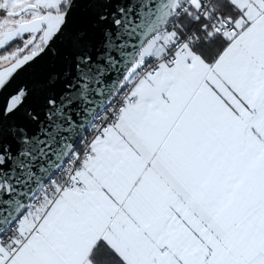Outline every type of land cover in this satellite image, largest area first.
<instances>
[{
	"label": "snow or ice",
	"instance_id": "snow-or-ice-1",
	"mask_svg": "<svg viewBox=\"0 0 264 264\" xmlns=\"http://www.w3.org/2000/svg\"><path fill=\"white\" fill-rule=\"evenodd\" d=\"M0 50V264H264V0H0Z\"/></svg>",
	"mask_w": 264,
	"mask_h": 264
},
{
	"label": "water",
	"instance_id": "water-1",
	"mask_svg": "<svg viewBox=\"0 0 264 264\" xmlns=\"http://www.w3.org/2000/svg\"><path fill=\"white\" fill-rule=\"evenodd\" d=\"M0 51H3V50H0ZM30 74H31V70L21 71L19 75L16 77V79L13 81V85L8 90L5 91L4 95L6 96L8 94V91H11L17 84L28 79Z\"/></svg>",
	"mask_w": 264,
	"mask_h": 264
},
{
	"label": "trees",
	"instance_id": "trees-1",
	"mask_svg": "<svg viewBox=\"0 0 264 264\" xmlns=\"http://www.w3.org/2000/svg\"><path fill=\"white\" fill-rule=\"evenodd\" d=\"M0 53H2V51H0Z\"/></svg>",
	"mask_w": 264,
	"mask_h": 264
}]
</instances>
